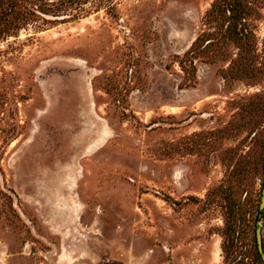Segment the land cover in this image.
Returning <instances> with one entry per match:
<instances>
[{"label": "rangeland", "instance_id": "obj_1", "mask_svg": "<svg viewBox=\"0 0 264 264\" xmlns=\"http://www.w3.org/2000/svg\"><path fill=\"white\" fill-rule=\"evenodd\" d=\"M22 3L0 35V264H234L235 212L264 264V0Z\"/></svg>", "mask_w": 264, "mask_h": 264}, {"label": "trees", "instance_id": "obj_2", "mask_svg": "<svg viewBox=\"0 0 264 264\" xmlns=\"http://www.w3.org/2000/svg\"><path fill=\"white\" fill-rule=\"evenodd\" d=\"M29 11L24 7L22 0H0V35L14 33L19 29L21 20L28 18ZM237 202L233 203V210L236 207ZM239 205V204H238ZM238 207V206H237ZM263 215V211H256L255 214ZM236 212L232 215L229 221L226 222L225 235L227 238L223 241L222 250L225 256L232 255L234 264H259L262 262L261 254L256 251L250 257L251 262H248V255L244 253H238L239 248L238 234L243 231L241 221L235 216ZM257 221V220H256Z\"/></svg>", "mask_w": 264, "mask_h": 264}, {"label": "water", "instance_id": "obj_3", "mask_svg": "<svg viewBox=\"0 0 264 264\" xmlns=\"http://www.w3.org/2000/svg\"><path fill=\"white\" fill-rule=\"evenodd\" d=\"M263 206H264V188L262 190V201H261L260 207L263 208Z\"/></svg>", "mask_w": 264, "mask_h": 264}]
</instances>
